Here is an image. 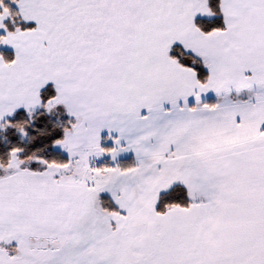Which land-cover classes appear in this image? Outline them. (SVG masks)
Returning <instances> with one entry per match:
<instances>
[{"label": "snow or ice", "instance_id": "6c2138e0", "mask_svg": "<svg viewBox=\"0 0 264 264\" xmlns=\"http://www.w3.org/2000/svg\"><path fill=\"white\" fill-rule=\"evenodd\" d=\"M0 264H264V0H0Z\"/></svg>", "mask_w": 264, "mask_h": 264}]
</instances>
